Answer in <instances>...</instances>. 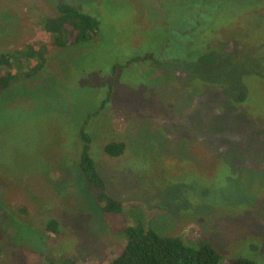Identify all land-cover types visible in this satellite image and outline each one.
<instances>
[{"label":"rangeland","instance_id":"obj_1","mask_svg":"<svg viewBox=\"0 0 264 264\" xmlns=\"http://www.w3.org/2000/svg\"><path fill=\"white\" fill-rule=\"evenodd\" d=\"M80 1L104 21L100 36L51 48L43 71L0 96V264H111L138 222L189 246L209 241L221 264L264 263V0ZM46 2L0 0V53L49 41ZM216 2L225 9L214 28L224 27L199 43L242 45L202 69L171 26L181 33L180 15ZM110 92L87 128L122 214L105 212L78 156L84 121ZM238 93L247 100L235 105L228 97ZM111 142L126 152L107 155Z\"/></svg>","mask_w":264,"mask_h":264},{"label":"trees","instance_id":"obj_2","mask_svg":"<svg viewBox=\"0 0 264 264\" xmlns=\"http://www.w3.org/2000/svg\"><path fill=\"white\" fill-rule=\"evenodd\" d=\"M46 1V0H44ZM46 2L53 10V14L43 16L41 19V27L49 37L46 43L28 44L25 48L8 50L0 53V96L7 94V90L13 83L22 77H33L38 75L47 66L49 60V50L51 48L65 49L73 48L84 43H89L100 36L104 29V21L100 16L92 12L89 7L80 0H49ZM88 7V8H87ZM87 8V9H86ZM223 8L218 2L213 4L208 13L204 9H200L201 16L196 15V12L189 10L185 15H180V24L177 26L181 33H177L174 25L171 26V32L176 36L180 35L183 38L182 50L186 57H197L200 67H216L219 62H223V56L228 53L229 56L235 53L239 45L232 52H226V49L219 50L209 44L198 41V35L203 38L207 32L214 34V30L221 29L223 25L215 27L220 22L221 12ZM99 16V17H98ZM196 17L199 19L196 20ZM189 22L196 23L189 30L183 29V26ZM183 24V26H182ZM20 27L19 36L13 38L18 41L23 31ZM238 30H240L238 28ZM245 33H240L244 36ZM178 37H172L167 43V49L171 50ZM12 41V39H9ZM264 42V41H263ZM259 47V45H257ZM255 47V49L257 48ZM240 48V47H239ZM243 49L240 48L236 53L241 54ZM241 52V53H240ZM258 53V52H257ZM165 54V53H164ZM260 54V53H258ZM264 60V53L261 52ZM169 57V56H168ZM168 63L173 62L176 57H169ZM142 57H136L132 62H136ZM143 59H153L152 56H146ZM163 62V56L158 57V62ZM219 76H216L218 78ZM215 78V77H214ZM226 83H221V88ZM226 89V86H225ZM228 90V88H227ZM111 92L103 101L98 111L90 114L84 121V126L81 129L79 138V165L82 173L87 181L93 185L97 191V199L100 203L106 204L105 212L122 214L124 213V205L107 193L106 183L98 171L96 161L92 154L93 137L88 132V125L92 119L99 117L101 112L105 110L106 105L111 100ZM230 102L235 105H240L246 102L245 93H238L237 96L228 97ZM127 149L124 142H111L105 147V152L111 157H121ZM209 194V190H203L201 196ZM50 227L56 229L58 223L52 221ZM125 233L128 237V243L123 253L117 257L111 264H221L223 255L218 252L214 246L206 240L200 239L198 243L188 245L178 236H163L155 229L147 227L142 222H138L135 226L126 228ZM191 243V242H190ZM233 264H264L248 258H241Z\"/></svg>","mask_w":264,"mask_h":264}]
</instances>
